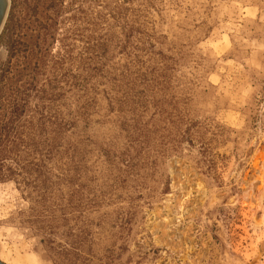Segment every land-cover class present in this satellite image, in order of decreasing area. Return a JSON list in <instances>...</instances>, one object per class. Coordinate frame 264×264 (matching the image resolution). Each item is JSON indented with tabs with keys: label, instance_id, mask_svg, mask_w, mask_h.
I'll return each instance as SVG.
<instances>
[{
	"label": "rangeland",
	"instance_id": "obj_1",
	"mask_svg": "<svg viewBox=\"0 0 264 264\" xmlns=\"http://www.w3.org/2000/svg\"><path fill=\"white\" fill-rule=\"evenodd\" d=\"M0 261L264 264V0H10Z\"/></svg>",
	"mask_w": 264,
	"mask_h": 264
},
{
	"label": "water",
	"instance_id": "obj_2",
	"mask_svg": "<svg viewBox=\"0 0 264 264\" xmlns=\"http://www.w3.org/2000/svg\"><path fill=\"white\" fill-rule=\"evenodd\" d=\"M10 7V0H0V34L4 27L8 11ZM0 264H4L0 262Z\"/></svg>",
	"mask_w": 264,
	"mask_h": 264
},
{
	"label": "bare ground",
	"instance_id": "obj_3",
	"mask_svg": "<svg viewBox=\"0 0 264 264\" xmlns=\"http://www.w3.org/2000/svg\"><path fill=\"white\" fill-rule=\"evenodd\" d=\"M1 262V261H0ZM3 263V262H2ZM5 264V263H4Z\"/></svg>",
	"mask_w": 264,
	"mask_h": 264
}]
</instances>
